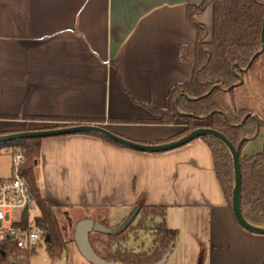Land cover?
<instances>
[{"label": "crops", "instance_id": "1", "mask_svg": "<svg viewBox=\"0 0 264 264\" xmlns=\"http://www.w3.org/2000/svg\"><path fill=\"white\" fill-rule=\"evenodd\" d=\"M187 1L0 0V134L66 125L51 118H83L139 142L184 130L143 104L165 108L170 88L192 78L196 31ZM197 19L211 29L213 6ZM260 137L264 128L244 154L262 151ZM36 173L42 196L69 222L73 211L83 219L106 211L114 227L143 195L164 206L179 236L163 264H198L202 252V264H264V235L235 219L202 139L149 153L89 134L47 137Z\"/></svg>", "mask_w": 264, "mask_h": 264}, {"label": "trees", "instance_id": "2", "mask_svg": "<svg viewBox=\"0 0 264 264\" xmlns=\"http://www.w3.org/2000/svg\"><path fill=\"white\" fill-rule=\"evenodd\" d=\"M210 5L213 6L212 28L197 19ZM188 22L196 31V50L192 78L183 83L173 85L168 93L165 108H156L143 104L155 114L160 115L159 122L172 124L177 119H186L189 126L173 137L156 142L163 143L176 139L199 126H211L223 132L236 146L242 142L240 160L242 167L241 207L244 216L252 223L264 225V149L254 154H244L243 149L257 128H264V117L251 106L245 95L249 77H255L257 82L258 69L264 71V0H203L200 5H194L189 0L186 4ZM179 56L183 61L189 59L187 46H180ZM253 60V61H252ZM242 84H239L241 79ZM253 114V115H252ZM65 121L66 125L88 122L83 118L66 119L51 118ZM195 120L202 124L193 125ZM94 135L118 147L127 148L105 136ZM66 136V135H63ZM45 138H23L0 143L3 146H21L26 150L27 161L21 166V173L28 179L33 195L40 207L42 215L36 219L37 226L45 233L47 251L53 257H60L63 252V234L56 214L58 205L51 204L42 196L37 184L36 167L40 160L42 141ZM209 146L214 160L217 178L224 191L228 204L232 209L234 188V166L230 151L224 143L214 136H202ZM135 208L136 216L142 214L139 225L145 224L148 217H160L163 221L157 224L154 238L155 250L135 254L111 252V244L115 237L122 235L132 222L122 231L113 233L118 224L111 227L106 211L90 215L100 223L96 231L110 236L107 251L100 256L105 260H114L124 264H150L160 260L176 238L174 231L165 225L166 208L146 204L143 195ZM28 216L25 214V223ZM48 238V239H47ZM0 250V264H29V258L34 250H22L11 241H7ZM203 252L198 264H202Z\"/></svg>", "mask_w": 264, "mask_h": 264}, {"label": "water", "instance_id": "3", "mask_svg": "<svg viewBox=\"0 0 264 264\" xmlns=\"http://www.w3.org/2000/svg\"><path fill=\"white\" fill-rule=\"evenodd\" d=\"M263 31H264V26H263ZM262 41L264 48V34H262ZM243 82L244 79L242 78L239 84H242ZM259 129L260 128H257V131L254 135L258 133ZM82 133L100 134L127 148L141 152H149V153H159V152L173 150L175 148L181 147L185 144H188L206 135L214 136L220 139L230 151L233 159L234 188H233V197H232V209L235 219L248 232L264 235V225H259L250 222L242 212V207H241L242 167L240 160V148L242 142H240L239 145L236 146L223 132L211 126H199L189 131L188 133L167 142L145 143V142H139L125 138L99 124L74 123L71 125H64V126H58L52 128L0 134V143L17 140V139H23V138H40V137L47 138V137L82 134ZM250 138H248V140ZM137 211L138 208H135L132 211V213L121 223L119 227L113 229V233L124 230L132 222V220L136 216ZM99 228H100V223L92 218H84L77 223L75 228V239L83 256L93 264H124V263L115 262L113 260L110 261L105 260L101 256H99L98 253H96L90 242L89 234L94 229H99ZM167 255L168 252H166L160 260L150 264H163Z\"/></svg>", "mask_w": 264, "mask_h": 264}, {"label": "rangeland", "instance_id": "4", "mask_svg": "<svg viewBox=\"0 0 264 264\" xmlns=\"http://www.w3.org/2000/svg\"><path fill=\"white\" fill-rule=\"evenodd\" d=\"M258 78L260 82H257L255 77H249L246 85L245 95L249 98L252 108L259 114L264 117V71L261 67L258 69ZM178 120V119H177ZM176 120V121H177ZM179 122L186 124V128L189 126V121L186 119L179 118ZM193 125L202 124L200 121L195 120L192 122ZM256 150H263L264 142L261 139H257ZM251 152H254L253 150ZM257 153V152H256ZM11 173V158L8 152H0V177H6ZM63 208L57 207L56 214L61 226V231L63 234V252L60 257H53L49 254L46 247L45 233L42 230L44 238L38 242L36 248L32 251V254L29 258V264H93L88 261L77 249L76 245L72 242L73 238V229L76 223L83 219L84 214L76 213L75 211L70 212L71 222H69L66 217L63 215ZM42 215L40 213L39 217ZM90 216V215H89ZM14 218L18 219L19 216L17 212H14ZM89 218H92L91 216ZM142 218V214H139L136 219L132 222L130 227L119 237H115L111 244V252L116 250L121 251L122 253L127 252L128 254H139V253H152L156 245L154 244V238L156 237L157 224L163 221L162 218L156 219L153 216H150L146 219L145 224L139 225V221ZM8 219V217H7ZM96 220L95 218H92ZM98 221V220H96ZM165 225L169 228V225L166 221L165 216ZM37 224V223H36ZM71 225V227H70ZM174 231L176 238L170 245V249H173L178 241L179 231L178 229H172ZM90 242L92 247L100 256L105 254L107 251L108 243H110V236L101 231H96L95 229L90 232ZM70 241V242H69ZM31 251V250H29ZM114 261V260H113ZM120 263V262H119Z\"/></svg>", "mask_w": 264, "mask_h": 264}, {"label": "built area", "instance_id": "5", "mask_svg": "<svg viewBox=\"0 0 264 264\" xmlns=\"http://www.w3.org/2000/svg\"><path fill=\"white\" fill-rule=\"evenodd\" d=\"M11 158V173L0 177V245L11 241L22 250H33L44 238L36 219L41 210L33 195L30 183L21 173V166L27 161L26 150L21 146H3ZM17 212L19 218H14ZM28 224L25 223V214ZM8 217V219H7ZM0 246V250H2Z\"/></svg>", "mask_w": 264, "mask_h": 264}]
</instances>
